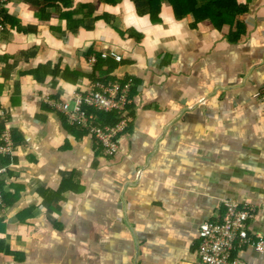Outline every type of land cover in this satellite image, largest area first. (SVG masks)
<instances>
[{
	"label": "crops",
	"instance_id": "1",
	"mask_svg": "<svg viewBox=\"0 0 264 264\" xmlns=\"http://www.w3.org/2000/svg\"><path fill=\"white\" fill-rule=\"evenodd\" d=\"M237 1V41L167 0L156 20L134 0L4 2L0 124L15 147L0 162V264H202L200 227L224 199L253 205L264 236V0ZM108 77L131 82L110 158L45 102ZM237 255L264 264L252 248Z\"/></svg>",
	"mask_w": 264,
	"mask_h": 264
},
{
	"label": "built area",
	"instance_id": "2",
	"mask_svg": "<svg viewBox=\"0 0 264 264\" xmlns=\"http://www.w3.org/2000/svg\"><path fill=\"white\" fill-rule=\"evenodd\" d=\"M0 0V27L4 13V2ZM102 58L109 55L103 53ZM121 61L120 55L113 57ZM95 63L96 58L90 57ZM131 82L125 84L115 81L105 84L100 81L90 82L83 92H76L71 102H58L45 99L49 105L63 113L67 121L88 132L93 137L106 157H113L119 150V138L129 127L131 118L127 113L131 102L129 98ZM92 110V111H91ZM97 113H116L119 115L115 124L100 123ZM15 143L12 132L6 125L0 124V157L11 155ZM7 167L0 165V177L6 173ZM221 218L204 223L199 230L198 257L202 264H246L237 255L248 247L264 255V236L252 233L250 222L255 217V208L248 203H239L234 199L222 201ZM0 205H3L0 192Z\"/></svg>",
	"mask_w": 264,
	"mask_h": 264
},
{
	"label": "trees",
	"instance_id": "3",
	"mask_svg": "<svg viewBox=\"0 0 264 264\" xmlns=\"http://www.w3.org/2000/svg\"><path fill=\"white\" fill-rule=\"evenodd\" d=\"M62 0H45L47 5H58ZM172 6L174 15L178 19H183L187 15H191L193 22L192 26L196 27L198 23L210 21L216 29L221 30L225 25L229 26L230 38L235 41L239 40L241 35L245 33V26L241 20V16L246 12L247 7L238 3L237 0H167ZM140 13H149L152 19L156 20L160 13L161 0H134ZM102 64H108L98 57L96 70L102 68ZM112 67L109 71H112ZM113 78L107 79L104 82L110 83ZM125 84L126 82H121ZM92 111V110H91ZM98 119L102 124H115L118 121L119 115L116 113H97ZM7 157H0L1 164L6 165L9 162ZM0 189L2 184L0 183ZM2 192L3 202L6 204L7 195Z\"/></svg>",
	"mask_w": 264,
	"mask_h": 264
}]
</instances>
